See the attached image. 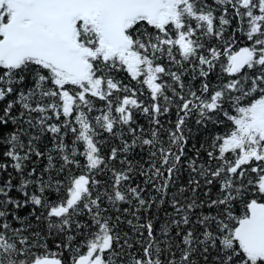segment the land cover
<instances>
[{
	"label": "snow or ice",
	"instance_id": "snow-or-ice-1",
	"mask_svg": "<svg viewBox=\"0 0 264 264\" xmlns=\"http://www.w3.org/2000/svg\"><path fill=\"white\" fill-rule=\"evenodd\" d=\"M0 264H264V0H0Z\"/></svg>",
	"mask_w": 264,
	"mask_h": 264
}]
</instances>
